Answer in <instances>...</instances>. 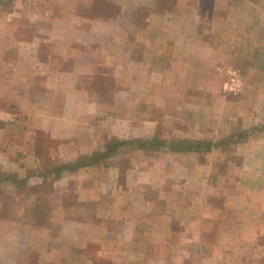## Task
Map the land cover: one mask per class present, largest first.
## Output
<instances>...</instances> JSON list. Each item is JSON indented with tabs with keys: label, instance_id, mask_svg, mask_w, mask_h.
Returning <instances> with one entry per match:
<instances>
[{
	"label": "crops",
	"instance_id": "obj_1",
	"mask_svg": "<svg viewBox=\"0 0 264 264\" xmlns=\"http://www.w3.org/2000/svg\"><path fill=\"white\" fill-rule=\"evenodd\" d=\"M15 1L1 264H264V0Z\"/></svg>",
	"mask_w": 264,
	"mask_h": 264
},
{
	"label": "rangeland",
	"instance_id": "obj_2",
	"mask_svg": "<svg viewBox=\"0 0 264 264\" xmlns=\"http://www.w3.org/2000/svg\"><path fill=\"white\" fill-rule=\"evenodd\" d=\"M15 1V0H14ZM13 1V2H14ZM20 1H23L22 3H24V5H22L21 3H19L17 6V9L19 10V11H22L24 14L22 15V17L23 18H27L26 17V15H27V11L26 10H28L29 8H34L33 6H35V4L33 5L32 4V2L31 1H28V0H19V2ZM16 2V1H15ZM31 4V5H30ZM10 5H11V3H6V5L5 6H2L3 7V10L0 12V17L1 16H4V13H6L7 12V8H9L10 7ZM30 5V6H29ZM29 8H28V7ZM1 7V8H2ZM0 8V9H1ZM35 8H36V6H35ZM3 12V13H2ZM0 23H2L1 21H0ZM4 25V24H3ZM2 27V24L0 25V28ZM6 38V37H5ZM4 38V39H5ZM7 45V44H9V42H8V38H6V40H5V43L3 44V45ZM12 135V134H11ZM8 200H10V199H8ZM24 200V199H23ZM21 200L19 201V204H21ZM3 203V202H2ZM2 203H0V220L3 222V224L5 225V227L6 228H9L10 227V225L12 224V223H14V221H15V206L13 205L12 206V204H13V201H8V202H6L7 203V205L6 204H2ZM22 217V213H20L19 214V218H21ZM14 219V220H13ZM19 252H20V250H19ZM0 264H1V262H0Z\"/></svg>",
	"mask_w": 264,
	"mask_h": 264
},
{
	"label": "built area",
	"instance_id": "obj_3",
	"mask_svg": "<svg viewBox=\"0 0 264 264\" xmlns=\"http://www.w3.org/2000/svg\"><path fill=\"white\" fill-rule=\"evenodd\" d=\"M216 74L225 80V92L230 96H237L243 88L242 76L234 67L217 68Z\"/></svg>",
	"mask_w": 264,
	"mask_h": 264
},
{
	"label": "trees",
	"instance_id": "obj_4",
	"mask_svg": "<svg viewBox=\"0 0 264 264\" xmlns=\"http://www.w3.org/2000/svg\"><path fill=\"white\" fill-rule=\"evenodd\" d=\"M14 0H0V8L2 7V6H5L6 5V3H12ZM3 10V7L0 9V12ZM0 202H5L4 200H1ZM2 203V204H3ZM4 204H6L7 205V203H4Z\"/></svg>",
	"mask_w": 264,
	"mask_h": 264
}]
</instances>
